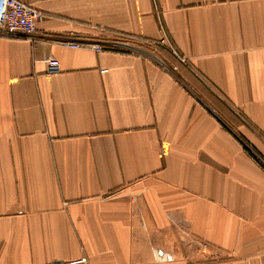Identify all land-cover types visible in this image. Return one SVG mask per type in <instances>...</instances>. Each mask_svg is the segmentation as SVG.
Wrapping results in <instances>:
<instances>
[{"label":"crops","instance_id":"crops-1","mask_svg":"<svg viewBox=\"0 0 264 264\" xmlns=\"http://www.w3.org/2000/svg\"><path fill=\"white\" fill-rule=\"evenodd\" d=\"M19 1L49 18L0 39V264H264V0Z\"/></svg>","mask_w":264,"mask_h":264},{"label":"built area","instance_id":"built-area-1","mask_svg":"<svg viewBox=\"0 0 264 264\" xmlns=\"http://www.w3.org/2000/svg\"><path fill=\"white\" fill-rule=\"evenodd\" d=\"M49 18V15L35 8L30 4L23 3L19 0H0V39L1 38H33L37 33L38 24ZM153 46H163L171 48L166 38H163L159 42H146ZM72 49H89L96 52H119L123 54H143L141 47L134 44L131 41L123 40L116 42V44H90L86 42L80 43H65ZM185 62V60H182ZM49 63L57 65L56 60H49ZM162 69L167 72H176L177 68H169L166 64L162 63ZM256 158L250 156L260 164L264 169V159L255 151ZM206 247V246H204ZM155 255L166 258V261L171 262L173 257L166 254L163 250H156ZM78 264H87V258H82L77 262Z\"/></svg>","mask_w":264,"mask_h":264},{"label":"trees","instance_id":"trees-1","mask_svg":"<svg viewBox=\"0 0 264 264\" xmlns=\"http://www.w3.org/2000/svg\"><path fill=\"white\" fill-rule=\"evenodd\" d=\"M244 147H245V149H246V151L254 158H256V156H255V153L254 152H252L253 150L252 149H250L247 145H244Z\"/></svg>","mask_w":264,"mask_h":264},{"label":"rangeland","instance_id":"rangeland-1","mask_svg":"<svg viewBox=\"0 0 264 264\" xmlns=\"http://www.w3.org/2000/svg\"><path fill=\"white\" fill-rule=\"evenodd\" d=\"M262 157V156H261Z\"/></svg>","mask_w":264,"mask_h":264}]
</instances>
